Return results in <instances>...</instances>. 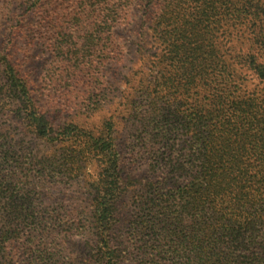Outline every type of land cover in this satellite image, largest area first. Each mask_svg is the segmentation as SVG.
Segmentation results:
<instances>
[{
  "label": "trees",
  "instance_id": "trees-1",
  "mask_svg": "<svg viewBox=\"0 0 264 264\" xmlns=\"http://www.w3.org/2000/svg\"><path fill=\"white\" fill-rule=\"evenodd\" d=\"M26 1L29 10L42 2ZM75 1L69 17L78 23L57 29L72 41L52 45L62 55L76 51L85 39L81 34L99 35L112 23L120 24L127 5L137 0H116L111 21L100 0ZM150 1L157 9L155 31L164 53L159 71L151 72L147 89L152 88L135 117L141 118L147 141L143 154L151 158L146 195L129 235L135 260L140 264H264V91L241 95L233 82L234 72L226 65L227 58L234 59L264 82V64L256 54L264 38V2ZM238 23L249 24L250 38L245 50H234L231 57L217 49L215 28ZM100 40L89 38L86 43ZM96 45L87 52L95 53ZM97 51L103 54L106 48ZM0 79V92L13 96L19 105L16 118L31 137L48 144L79 139L81 144L61 156L69 167L67 175L75 174L89 157L98 162L100 171L90 185L92 213L79 219L95 235L88 264H118L123 243L115 247L110 235L122 179L110 124L102 125L101 137L81 134L72 124L54 129L34 103L19 71L4 56H0ZM9 148L0 143V176L11 173L7 191L0 192V264H12L5 247L8 239L32 231L20 228L17 220L37 229V239L27 244L35 248L37 241L39 249L35 254L29 249L25 262L49 264L57 253L47 240L55 236L52 229L66 224L38 207L40 196L33 184L41 175L31 153L20 155ZM47 162L51 163L50 158L39 164ZM16 200L24 206L9 210L8 203Z\"/></svg>",
  "mask_w": 264,
  "mask_h": 264
},
{
  "label": "rangeland",
  "instance_id": "rangeland-1",
  "mask_svg": "<svg viewBox=\"0 0 264 264\" xmlns=\"http://www.w3.org/2000/svg\"><path fill=\"white\" fill-rule=\"evenodd\" d=\"M74 2L42 0L37 9L29 10L30 3L26 0H0V56H4L19 71L34 103L49 118L54 129L72 124L81 134L101 137L102 125L110 124L122 179V194L116 204V221L110 238L115 247L123 243L118 264H140L135 260L129 235L140 202L146 195L144 184L151 176V158L143 154L142 146L147 141H144L141 118L135 117L152 88L151 85L147 89L151 72L159 71L157 65L164 53L155 31L157 9L150 0L128 4L120 24L112 23L99 35L81 34L85 39L80 40L76 51L62 55L52 45L65 46L72 41L69 39L68 42L66 34L57 29L65 30L70 24L78 23L69 17L72 8L76 7ZM99 5L109 20H113L117 1L100 0ZM219 28H215L217 49L221 52L225 50L231 57L234 50H245L250 38L249 24ZM89 38L102 39L96 41L98 45L93 54L87 51L96 43L87 44ZM257 47V61L264 64V38ZM105 48L106 53L97 51ZM86 62H90L91 66H85ZM226 65L233 70V82L237 83L241 95L264 91V82H259L252 72L236 65L234 59L227 58ZM18 107L12 95L0 92V143L10 147L8 150L12 153H31L33 165L36 164L41 175L38 183L33 184L37 185L36 191L40 196L38 207L50 216L54 215L59 224H66L52 229L55 236L47 240L50 248L57 253L49 264H88L95 235L85 229V222L79 218L92 213L90 185L100 171L98 162L89 157L75 174L67 175L65 169L69 167L61 156L81 144L79 139L68 138L54 144L34 139L26 131L24 123L16 118ZM49 158L51 163L39 164ZM46 168L50 170L46 171ZM10 174L7 171L1 173L0 192L7 191ZM34 181L37 182V179ZM23 206L24 203L17 200L8 203L11 211H18ZM59 209L64 210L62 213L68 217ZM69 216H74V220L71 221ZM16 223L20 228L32 231L9 238L5 247L12 257V264H27L26 255L30 250L35 254L39 249L37 241L35 248L27 244L37 239L34 233L37 229L30 222L17 220Z\"/></svg>",
  "mask_w": 264,
  "mask_h": 264
}]
</instances>
